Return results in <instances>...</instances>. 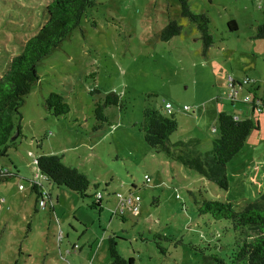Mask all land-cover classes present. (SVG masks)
I'll return each instance as SVG.
<instances>
[{"label": "rangeland", "instance_id": "obj_1", "mask_svg": "<svg viewBox=\"0 0 264 264\" xmlns=\"http://www.w3.org/2000/svg\"><path fill=\"white\" fill-rule=\"evenodd\" d=\"M51 1L0 0V77L43 24L42 9ZM182 5L97 0L80 27L38 65L39 82L20 111L22 136L0 157L6 174L0 176V264H110L111 238L134 264H204V256L227 252L220 246L234 239L228 223L199 208L205 200L227 201L239 211L264 197V112L254 114L242 102L252 86L264 92V38L257 37L264 0H187L191 13L210 19L208 48L198 26L182 16ZM231 21L237 31L229 30ZM170 22L180 33L162 42ZM229 76L253 81L236 100L228 99ZM51 93L64 97L69 114L56 118L46 110ZM109 93L121 95L125 108L107 110L111 125L93 132L95 101ZM166 103L178 122L170 143L196 139L201 152L220 136V112L256 125L227 164V191L145 144L138 127L143 110ZM42 154L62 156L85 173L86 197L39 176ZM35 175L50 196L32 192ZM129 189L141 199L139 212L113 215V194ZM98 192L103 200L94 208ZM247 235L257 232L249 228Z\"/></svg>", "mask_w": 264, "mask_h": 264}, {"label": "trees", "instance_id": "obj_2", "mask_svg": "<svg viewBox=\"0 0 264 264\" xmlns=\"http://www.w3.org/2000/svg\"><path fill=\"white\" fill-rule=\"evenodd\" d=\"M181 1L182 16L188 17L198 26L205 47L212 46L213 37L209 33L210 19L204 14L191 13L187 0ZM96 5L97 0H52L43 7V24L25 42L22 51L12 58L7 71L0 77V157L7 156L9 149L16 147L17 139L22 136L20 111L25 98L39 82L38 65L80 27L87 12ZM228 28L231 32L237 31L234 21L229 22ZM180 30L181 27L175 22H170L161 32L162 42L169 41L179 34ZM257 37L264 38V25L258 27ZM45 108L56 118L66 116L70 112L64 97L56 93H51L45 100ZM114 108L117 110L125 108V100L119 94L109 93L95 101L93 132L111 125L107 110ZM172 111L168 113L165 104L161 108L147 107L143 110V121L138 127L145 144L156 153L163 152L170 161L195 171L207 181L227 191L229 187L227 164L243 149L256 125L250 119L239 118L236 121L233 114L220 112L217 116L220 136L212 141L209 151L201 152L198 149L199 141L196 139L170 143L171 135L178 128ZM36 167L38 174L47 182L66 187L81 197H86L90 188L89 178L77 168L65 165L62 156L42 154L36 158ZM5 175L1 170L0 176ZM97 187L99 186L96 185ZM42 188L33 184L31 190L37 198H41ZM132 188L135 189V186ZM101 202L97 201L93 207H99ZM199 212L210 215L216 222L228 223L226 229L232 232L234 237L227 245L220 246L227 248L223 256L217 251L208 257L204 256V264H264V197L262 202L249 203L239 211H234L227 201L205 200ZM249 228L257 232L252 239L247 235ZM109 254L110 264L135 262L133 258L125 259L118 253L114 238H111L109 243Z\"/></svg>", "mask_w": 264, "mask_h": 264}, {"label": "built area", "instance_id": "obj_3", "mask_svg": "<svg viewBox=\"0 0 264 264\" xmlns=\"http://www.w3.org/2000/svg\"><path fill=\"white\" fill-rule=\"evenodd\" d=\"M229 82V86L231 88V94L228 96L229 100H236L238 99V96L240 92L246 87L250 86L253 81H251L248 77L243 79L242 81H237L235 80L232 76H229L227 78ZM250 90V89H249ZM244 103H250L252 105V110L254 113H262L264 112V96L262 98H257L252 91H248V95L245 96V98L242 100ZM172 105L167 103L165 104V110L170 113L172 111ZM234 120H239L238 116H234ZM0 168V172H1ZM39 175V174H38ZM35 175L34 180L31 182L33 184H37L41 186L38 181H39V176ZM149 181V178H147ZM20 189H24L23 186H20ZM41 198H46L49 196V194L42 188L41 190ZM114 195V200H116V207L113 211V215H124L125 211H129L133 214H136L140 210V197L137 195H133L130 190L127 191V193H115ZM103 200V194L102 193H97L96 194V202L97 201H102ZM41 207H44L45 204L43 201L39 202Z\"/></svg>", "mask_w": 264, "mask_h": 264}, {"label": "crops", "instance_id": "obj_4", "mask_svg": "<svg viewBox=\"0 0 264 264\" xmlns=\"http://www.w3.org/2000/svg\"><path fill=\"white\" fill-rule=\"evenodd\" d=\"M249 89L252 91V93H253L257 98H262L263 95H264V92H263L262 94L259 93V92H260L259 87L256 88L255 86H252V87H250ZM250 90H248V91H250ZM231 114H233L234 116H238L240 119H242V117H241L240 114H237V113H231ZM248 115H249V114H248ZM49 196H50V195H49Z\"/></svg>", "mask_w": 264, "mask_h": 264}]
</instances>
